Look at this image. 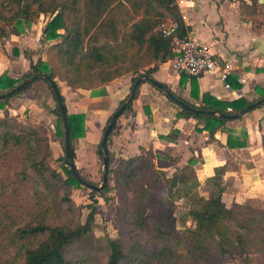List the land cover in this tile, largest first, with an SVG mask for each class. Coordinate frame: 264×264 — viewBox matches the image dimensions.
<instances>
[{
  "label": "trees",
  "instance_id": "obj_1",
  "mask_svg": "<svg viewBox=\"0 0 264 264\" xmlns=\"http://www.w3.org/2000/svg\"><path fill=\"white\" fill-rule=\"evenodd\" d=\"M50 15L43 31L45 40L55 41L46 49L47 58L30 61L20 78L0 74V94L6 93L35 74H44L55 106V134L62 138V172L52 166V149L48 131L41 123H24L14 117L0 118V264H229L221 260L235 255L238 264H264V208L247 203L227 207L222 200L223 167L205 178L206 195L200 193L202 180L190 158L181 167L165 171L155 165L152 147L140 148L133 156H122L110 149L111 134L126 113L134 114V101L140 87L147 82L179 106L177 119L202 122L198 131L206 130L210 139L217 131L227 132V146L234 143L227 127L230 120L241 118L253 108L246 99L220 100L203 94L198 101L197 77L180 72L179 87L190 79V99L186 100L162 84L174 97L188 106L204 110L195 112L183 107L154 84L152 73L159 64L174 59L172 37H164L162 23L177 24L176 36L189 34L174 0H0V40L8 34L20 35L40 15ZM18 54V50L13 48ZM131 74L125 95L106 119L102 131L116 114L106 140L108 171L103 189L92 188L80 176L76 166L73 140L84 137L83 112L69 111L62 85L74 89L103 87L120 76ZM142 78L125 108L134 83ZM60 81V84L57 82ZM36 80L10 95L0 98L4 108L10 97L28 89ZM225 82H229L228 76ZM54 83L66 111L63 119L60 104L51 85ZM104 90L101 91L103 93ZM264 90H259V98ZM257 99V100H258ZM231 108V110H228ZM208 111H213L209 113ZM65 122L69 131V156L65 149ZM177 129L164 138L175 139ZM102 138V136H101ZM101 138L96 154L103 162ZM241 142L237 146L241 147ZM84 180H79L73 173ZM113 181L109 186L108 181ZM86 185L91 188L92 203L75 206L69 192ZM64 192L61 193L60 189ZM115 188L117 214L133 233L125 238L120 231L100 239L94 234L95 204L100 194ZM133 191L132 195H128ZM188 202L187 215L192 229L180 232L174 214L175 203ZM60 217H66L60 221ZM83 217V218H82Z\"/></svg>",
  "mask_w": 264,
  "mask_h": 264
},
{
  "label": "crops",
  "instance_id": "obj_2",
  "mask_svg": "<svg viewBox=\"0 0 264 264\" xmlns=\"http://www.w3.org/2000/svg\"><path fill=\"white\" fill-rule=\"evenodd\" d=\"M186 13L184 23L189 27L188 35L208 43L218 61L213 72L196 78L198 101L203 94L228 101L243 98L258 102L262 99L258 98L259 90H264V0H190ZM7 36L10 43L20 35ZM5 64L0 56V74L6 69ZM224 73L229 78V87L222 78ZM152 77L167 84L172 92H184V97L179 94L182 98L187 94L186 100L190 99V79L187 77L185 86L179 87L180 72L171 60L159 64ZM130 78L131 75L126 74L113 79L103 86V93L97 90L101 87L74 90L62 87L69 111L83 112L86 116V134L78 138V152L91 154V145L102 123L125 95ZM44 97L48 99L47 94ZM164 98L166 96L151 84L143 83L134 101V114L126 113L119 118L111 134L110 149L128 157L138 154L140 148L152 147L157 155L156 164L161 162L159 168H168V171L193 158V166L202 183L216 168L223 167L222 200L227 207L234 202L264 207V104L227 122L234 143L228 147L227 132L217 131L210 139L206 130L196 129L202 122L177 119L178 110H171V105L177 104L168 99L169 105ZM173 129L179 131L178 136L164 138ZM238 142L243 145L237 146ZM201 188L203 192L200 193L206 195L204 183Z\"/></svg>",
  "mask_w": 264,
  "mask_h": 264
},
{
  "label": "rangeland",
  "instance_id": "obj_3",
  "mask_svg": "<svg viewBox=\"0 0 264 264\" xmlns=\"http://www.w3.org/2000/svg\"><path fill=\"white\" fill-rule=\"evenodd\" d=\"M43 16V19L39 17V20H35L31 26L27 27V29L21 33L20 36H18V39L13 38L14 40L8 43L9 36H6L3 40H0V56L2 57L3 62L6 63V69L2 73L6 72L11 77L20 78L22 74L27 71L26 68L28 67V64L31 60L35 61L37 58H47L46 49H48L53 41L45 40L43 38L44 27L49 21L50 15L46 14ZM13 48L17 49L19 53L15 54L13 52ZM129 75L131 74L129 73ZM57 82L60 84L58 79ZM61 85L62 87L64 86L63 84ZM97 90H100L101 92L103 87ZM176 93L181 94L184 97V92L180 93L177 90ZM45 94L48 95V99L44 97ZM185 96V99H187V94H185ZM33 100H36L37 102L35 103ZM163 100L169 104L167 97ZM54 106L55 102L52 93L47 86V83L44 80H36L28 89L9 98L7 105L4 108H0V118L4 116L14 117L24 123L37 122L46 126L50 146L52 149L51 164L63 174L61 158L63 157L64 151L62 146V138L55 134L57 117L50 112L51 108ZM171 106V110H179L178 105ZM165 113H167L166 115L168 116V109H166ZM104 123L105 122H103L100 127L96 140L93 142V145H91L92 152L90 155L88 152H78V139L73 140V145L76 149L75 163L79 174L81 177L87 180L88 183L94 186L101 185L104 171L103 162L98 158L95 152L99 139L103 134L102 129L104 127ZM165 123L167 124L168 121L166 120ZM109 143H112V139H110ZM160 157L161 156L158 155V158ZM160 164L161 162H159L158 165L155 162L157 167H159ZM164 170L168 172V168ZM108 183L109 186H113L114 184L110 179ZM60 191L62 193L64 192V189L61 188ZM90 192L91 188H88L86 185H81L78 188H72L69 192L70 198L73 200L74 205L82 206L83 217L88 212V209L85 206L92 203ZM200 192H203L202 188ZM118 193L119 192L115 188H111L107 191L101 192L100 194H95L98 199V202L95 204L98 213L95 217L94 234L100 239L104 238L105 234L115 237L120 231L125 233V238L133 233L129 224L117 214L116 210L118 206ZM132 193L133 191H129L128 195H132ZM187 209V201L179 200L175 203L174 214L177 219V228L180 232L184 231L185 229H192L194 227V222L187 215ZM59 219L60 221H65L66 217H60ZM238 259L239 258H236L233 254L226 255L221 258V260L227 261L229 264H238ZM180 264L186 263L185 261L181 260Z\"/></svg>",
  "mask_w": 264,
  "mask_h": 264
},
{
  "label": "built area",
  "instance_id": "obj_4",
  "mask_svg": "<svg viewBox=\"0 0 264 264\" xmlns=\"http://www.w3.org/2000/svg\"><path fill=\"white\" fill-rule=\"evenodd\" d=\"M177 5L183 21L187 19L186 7L190 0H174ZM177 24L162 23L158 30L164 37H172L173 49L176 53L174 59L171 60L174 68L178 72H183L188 76L199 77L202 74H208L215 70L218 66V61L215 55L211 52V47L208 43L201 39L188 35L184 39L176 36ZM227 74H222L225 81ZM226 87L229 85L226 83ZM231 110V108H228Z\"/></svg>",
  "mask_w": 264,
  "mask_h": 264
},
{
  "label": "water",
  "instance_id": "obj_5",
  "mask_svg": "<svg viewBox=\"0 0 264 264\" xmlns=\"http://www.w3.org/2000/svg\"><path fill=\"white\" fill-rule=\"evenodd\" d=\"M38 78H46L48 80V78L44 75V74H35V75H32L31 77L27 78L26 80H24L23 82H21L19 85H17L15 88H13L12 90L6 92V93H3V94H0V98L2 97H5L7 95H10L12 94L13 92H15L16 90L20 89L21 87H23L24 85L26 84H29L31 83L32 81L38 79ZM142 78H148L147 76H143V77H140L138 78V80L134 83L133 87H132V90L130 92V95H129V98L120 106V108L118 109L117 113L120 112L121 110H123L126 106V104L128 103V101L130 100V98L133 96L134 94V90L136 88V86L139 84V82L141 81ZM154 84L156 86H158L160 89H162L166 94L170 95L173 100H175L178 104H180L181 106L183 107H187L189 109H192L193 111L195 112H203L204 110H201V109H197V108H193V107H190L188 106L186 103H184L183 101L175 98L165 87L162 86V84H160L159 82H156L154 81ZM53 89H54V92H55V95L57 97V100L60 104V108H61V112H62V116H63V119L65 120V109L62 105V102H61V99H60V94L56 88V86L54 85V83H51ZM264 101V98L260 99L258 102H255L253 104H250L247 108L250 109L252 107H254L256 104L260 103ZM209 113H213V111H208ZM116 117V114H114L111 119L109 120V123L107 124V126L105 127L104 131H103V134H102V138H101V147H102V150H103V166H104V171H103V176H102V183L100 186H94L90 183H88V185L92 188H96V189H101L104 187V185L106 184V179H107V171H108V156H107V150H106V140H107V137H108V134L110 132V129H111V126L114 122V119ZM65 149H66V153H67V156H69V131H68V128H67V125H66V122H65ZM71 169L74 173V175L81 181H84L76 172L74 166H71Z\"/></svg>",
  "mask_w": 264,
  "mask_h": 264
}]
</instances>
